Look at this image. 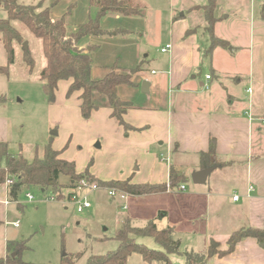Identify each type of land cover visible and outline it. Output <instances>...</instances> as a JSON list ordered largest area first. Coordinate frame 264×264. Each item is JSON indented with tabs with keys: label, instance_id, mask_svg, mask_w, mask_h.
Segmentation results:
<instances>
[{
	"label": "rangeland",
	"instance_id": "obj_1",
	"mask_svg": "<svg viewBox=\"0 0 264 264\" xmlns=\"http://www.w3.org/2000/svg\"><path fill=\"white\" fill-rule=\"evenodd\" d=\"M38 1L20 0L22 4H35ZM191 1L204 3L205 0ZM75 2L77 10L81 13L85 1L75 0ZM145 3L140 6L142 10L146 11L145 15L141 11L137 15L121 17L122 19L115 24L127 29L126 32L104 34L97 40L95 39L98 46L91 52L93 77L99 78L107 68L113 66L114 64L107 65L113 62L116 56L120 57L117 59H121L118 61V65L124 63L126 67L131 66L138 57L141 60V56H135L133 52L136 43H142V46L148 49L149 58L140 65L141 72L133 75L132 79L140 81L142 73L151 76V68L158 69L157 58L160 54V45L154 40L157 39V35L163 39L168 36L170 25L168 14L172 2L170 0H149L148 3ZM263 3L264 0H251L250 4L248 0H217L215 3V12L225 18L224 23L216 27L215 33L228 40L226 50L232 54L229 60L221 55L213 56V62L225 70L224 73L214 75L213 82L215 79L216 81L220 79L226 81L230 84L229 87L239 89L240 93L244 91L249 81L254 80V88L260 84L256 76L253 79L252 73L247 72V55L245 56V53L248 46L252 48L256 43L253 42V36L264 38ZM150 8L161 9L160 28L154 24L153 11L151 12V21L147 22ZM5 17L6 12L0 8V18ZM110 23L111 21H107L104 24ZM11 24L20 32L22 40L20 43H13L14 60L9 65L8 73L0 72V114L6 115L10 120L8 151L20 152L28 161H31L35 156H42L45 144L51 142L50 139H52L54 145H59L62 153H65L69 160L75 162L77 171H83L90 160L92 163L89 170L100 178L110 177L120 170L126 171L135 154L129 149L122 148L117 136L108 125L105 126L104 123L95 120L88 121L80 116L76 97L65 96L66 91L63 88L65 82H59L55 91V107L50 109L49 104L51 103L48 102L47 96L41 88L40 71L46 64L41 40L20 22L12 21ZM73 24L72 22L68 25L75 28V24ZM203 32L199 31L198 34L202 36ZM203 36L208 43V33L204 32ZM111 38L112 40L108 43ZM23 43L27 44L33 61L31 68L24 61ZM6 63V52L0 42V66H5ZM210 66L208 58L198 75L204 78L206 73L211 72ZM118 68L122 69L123 67ZM231 69H237L239 73L234 74ZM208 86H210L209 83ZM140 88L124 85L118 89V95L130 97L133 103H140L142 99L139 98L145 94L141 92ZM137 95L138 98H136ZM261 130L264 133V125ZM97 143L100 145L99 147L96 146ZM139 157L147 159L145 153L140 154ZM140 158L138 159L140 160ZM153 160L151 158L149 167L143 168L141 172H138V175L148 179ZM162 160L166 164L167 160ZM0 163L3 164L4 160H0ZM141 163L144 165V161ZM223 168L230 170L231 178H219L217 184L214 185L213 176L210 175L204 184H195L191 180V172L187 170V177H184L185 179L178 185L170 188L171 193L144 195L145 197L137 199L128 196L126 209L122 208L125 203L123 200L111 199L104 189L88 192L87 199L91 203V207L77 212L75 202L57 199L45 200L44 198L54 195L52 189L48 188L42 191L37 186L30 187L18 194L17 202L11 201L9 220H18V226L15 227L12 223L0 225V256H3L5 251V254L10 252L6 250L7 241L27 240V248L21 252L20 256L23 262L57 264L64 253L78 252L80 256L76 259L75 264H84L89 255L105 254L117 247L114 235L121 227L123 219L128 218L130 224L136 227L144 226L150 219H153L156 226L160 228L169 222L178 225L177 230L173 232L176 234L173 238L179 239V250L202 254L204 255L203 263L209 264L212 257L218 256L208 257V249L205 250L206 234L209 227L207 228L204 218L219 216L224 223L221 225L219 233L228 230L232 225L228 219L230 215H235L234 222H242L239 218L240 214H231L229 207L232 204L231 197L237 195H232V192L241 193L242 191L240 176L243 170L231 163L230 165L224 164ZM174 175L183 174L175 170ZM61 180L64 181L65 178L62 177ZM180 184L185 185L184 191L178 190ZM167 185H169V180ZM27 192L33 195L32 201L27 200L25 196ZM17 203L20 204V207ZM163 213H165L164 216L156 219V216ZM128 214L133 218L131 219ZM210 226L214 227L212 224ZM247 228L245 224H242L234 231L244 232ZM136 242L151 249L157 250L158 248L153 239L149 237H138ZM170 260L174 264H184V257L181 255H171ZM127 264L161 263L145 262L139 254L133 253L129 256Z\"/></svg>",
	"mask_w": 264,
	"mask_h": 264
},
{
	"label": "crops",
	"instance_id": "obj_2",
	"mask_svg": "<svg viewBox=\"0 0 264 264\" xmlns=\"http://www.w3.org/2000/svg\"><path fill=\"white\" fill-rule=\"evenodd\" d=\"M39 1H42L45 7L52 0ZM84 1V9L79 13L75 0H61L51 9V16L53 19L60 18L66 12L67 7L73 4V8L67 17V24L73 22L76 27L78 24L87 21L89 17H93L97 11L96 8L90 7L88 0ZM133 1L142 6L143 3H148L149 0ZM170 1L172 3H170L168 14V20L170 21L168 36L163 39L160 35H157L154 42L159 43L160 49L166 44H170L171 47L166 52L159 50L160 54L157 58L159 67L158 69L151 68V76L142 73L140 81L133 80L136 83V86H134L136 88H140L141 82L147 80L149 82V92L139 98L142 99L140 103H133L130 97L119 95V97L129 100L131 103L123 117L134 129L125 135L122 127L114 118L110 117V110L107 107L92 111L87 119L88 121L95 120L104 123L105 126L108 125L112 128L122 148L131 150L135 157L130 161L126 171L120 170L117 174L110 175V177L100 178L94 172H90L101 180L129 178L134 183L155 184L165 182L167 184L171 167L181 172L184 177H187V170L192 173L202 169L199 154L208 150L209 142L213 139L215 152L221 166L217 167L216 165V168L207 176L206 181L210 175L213 176L214 185L217 184L219 178H231L230 170L224 169V164L230 165L231 163L243 170L240 176L242 191L241 193L232 192V195L237 194L239 198L233 201L231 195L232 204L229 207L231 214H240L239 218L243 223L241 221V223L234 222L235 215H230L228 219L232 222V225L228 230L219 233L221 225L224 224L220 217L208 216L204 218L207 228L209 227L206 234L205 250L208 249L210 241L217 242L220 249H225L230 233L242 224H245L246 227L264 230V133L261 130L264 124L260 121V118L264 116V38L253 36V42L256 43L252 48L248 46L247 54L245 53V56L247 55V72L252 73L253 79L256 76L260 84L257 83V88H254V80L249 81L247 87L240 93L239 89L229 87L230 84L226 81L221 79L216 81L215 79L213 82L214 75L217 76L225 72L224 69L219 68L213 62V56L217 54L229 60L232 52L226 50L227 46H217L208 52L209 42L207 43V39L203 36V33H208V31L204 11L201 8L206 0L204 3H195L191 0ZM248 1L250 4L251 0ZM152 11L154 12V24L160 28L161 9L150 8L147 22L151 21ZM142 14L145 15L146 11L142 10ZM215 15L218 20L214 24V33L216 27L224 23L225 20L221 14L215 12ZM80 16L82 17L80 18ZM121 17L125 16L119 14L105 15L101 19L102 28L108 32H126L127 29L115 25L122 19ZM107 21H111V23L105 25L104 23ZM72 28L74 27L68 25L70 31H72ZM199 31H204L201 33L202 36L198 34ZM215 35L228 42L224 37L216 33ZM97 38L85 37L80 41V45L86 48L91 47L92 52L98 46L96 43ZM111 40L112 38L108 40V43ZM133 52L135 56H141L142 59L139 60L138 57L131 66L126 67L124 63L118 65V61H121V59H117L120 57L116 56L113 62L110 61L111 63L107 66L114 64L117 67L126 69L142 65L149 58V51L142 46V43H136ZM208 58L211 72L208 73L210 78L206 79L207 73L204 78L198 74L201 73L202 67L208 61ZM231 72L234 74L239 73L237 69H233ZM61 81L65 82L63 88L66 91L68 81ZM78 95L79 92H75L71 96L76 97L79 110ZM136 98H138V95ZM49 107L50 109L54 108L55 102L49 104ZM50 140L52 148L60 150V146L54 145V141ZM0 142L5 143L8 149L10 120L2 114H0ZM61 153L60 157L68 159L65 153ZM144 153L147 156L146 160L139 157L140 154ZM151 158L154 160L150 168L149 178L138 175V172H141L143 168L149 167ZM162 159L167 160L166 164L163 163ZM143 161L144 165L141 163ZM135 165L137 167H134ZM249 185L254 188V191L250 193L247 192ZM171 192V189L167 188L166 191L160 193ZM145 196H131V198L137 199ZM10 214L11 201L8 198L7 186L5 183H0V225L18 221H10ZM130 218L132 219L133 216H130ZM210 224L214 227H211ZM162 226L161 228L173 227V232L178 228V225L171 222L166 223V226L164 224ZM174 235L176 234L173 233ZM175 239L178 238L175 237ZM209 261V264H264V242H258L255 237H243L236 243L231 253L222 258L212 257Z\"/></svg>",
	"mask_w": 264,
	"mask_h": 264
},
{
	"label": "trees",
	"instance_id": "obj_3",
	"mask_svg": "<svg viewBox=\"0 0 264 264\" xmlns=\"http://www.w3.org/2000/svg\"><path fill=\"white\" fill-rule=\"evenodd\" d=\"M61 0H52L49 5L43 6L42 1L35 4H22L19 0H0V8L6 12L5 18H0V42L6 52L7 63L0 66V72L7 74L9 65L14 60L13 43H20L22 36L20 32L11 24L18 21L37 38L41 40L43 55L46 64L40 71L41 88L47 96L48 102L55 100V91L58 82L68 81L65 96L69 97L75 92H79V111L83 119H88L92 111L101 106L110 110V117L114 118L122 127L124 134L134 128L124 120L126 110L131 106L129 100L122 99L118 95V89L127 85L134 87L132 77L140 71V65L119 69L113 65L107 68L103 75L95 78L92 75L91 47L86 48L80 45V41L85 37H99L104 34H114L108 32L101 26V19L107 14H119L132 16L140 14L142 8L133 0H88L90 7L97 9L93 17H89L84 23L78 24L74 30L68 29L67 17L73 4L67 7L66 12L58 19H53L51 9ZM216 0H206L201 6L204 11L206 29L209 35L210 52L213 48L226 47L227 42L214 33V24L218 20L215 15ZM264 13V3L263 10ZM24 61L31 68L33 63L30 53L24 50ZM210 76V75H209ZM62 149L55 150L51 143L44 146L41 157L35 156L28 161L20 152H8L5 143L0 142V183L7 184L8 198L17 202L18 194L25 189L37 186L42 191L50 188L54 192L57 200L68 198L81 179L89 182H96L101 187L120 189L130 196H143L166 191L179 184L185 178L183 175H174V169L169 170V185L166 183H134L129 178L123 180H101L93 175L88 163L87 167L77 172L75 162L60 157ZM200 167L212 165L221 166L215 152L214 140H210L208 150L201 152ZM65 178L64 181L61 178ZM20 207V204L17 203ZM162 214L156 216V219ZM163 215H165L163 213ZM173 227L158 228L153 219L148 220L144 226L136 227L130 224L128 218L123 219L122 225L117 229L114 239L117 247L105 254H91L86 258L84 264H127L129 256L133 253L139 254L145 262H159L161 264H174L170 260L171 255H181L184 257V264H204V255L194 251L179 250V239L173 238ZM255 237L259 242H264V230L248 227L244 232L234 231L227 240L225 249L218 248L219 244L210 241L207 255H217L222 257L231 253L236 243L243 237ZM138 237H149L157 244V250L148 248L142 243L136 242ZM27 240L7 241L6 253L0 257V264H29L21 260V252L27 248ZM218 248V249H216ZM179 251V253H178ZM80 253H64L57 264H75Z\"/></svg>",
	"mask_w": 264,
	"mask_h": 264
},
{
	"label": "built area",
	"instance_id": "obj_4",
	"mask_svg": "<svg viewBox=\"0 0 264 264\" xmlns=\"http://www.w3.org/2000/svg\"><path fill=\"white\" fill-rule=\"evenodd\" d=\"M171 47L170 44H166L165 46H163L160 51L161 52H166L169 50V48ZM153 72V71H152ZM206 79H209L210 76L207 74L205 76ZM249 91V90H248ZM260 121L262 124H264V116L262 118H260ZM9 180L5 181V184H9ZM97 189H104L107 193V195L111 198V199H115L118 198L120 200H123V202H125L123 204V208L126 209L127 208V204H126V200L128 198V196H130L128 193H126L123 190L120 189H115V188H110V187H101L100 185H98L96 182H89L86 179H81L77 184L75 189L73 190V192H71L70 196L68 198H64V201H68V202H75L76 204V211L77 212H82L84 209L91 207V203L88 201L87 199V193L93 190H97ZM178 190L179 191H184L185 190V185L184 184H180L178 186ZM254 191V188L252 185L248 186L247 192L250 193ZM25 196L27 198L28 201H32L33 195L29 192L25 193ZM239 196L238 195H233L232 196V200L236 201L238 200ZM45 200H55V196L51 195L49 197L44 198ZM19 224V221H15L12 222V225L17 227Z\"/></svg>",
	"mask_w": 264,
	"mask_h": 264
},
{
	"label": "water",
	"instance_id": "obj_5",
	"mask_svg": "<svg viewBox=\"0 0 264 264\" xmlns=\"http://www.w3.org/2000/svg\"><path fill=\"white\" fill-rule=\"evenodd\" d=\"M23 46L25 50H27V44L23 43ZM148 87H149V82L147 80H143L141 82V88H140L141 92L147 94L149 92ZM96 146L99 147L100 145L97 143ZM214 168H216V165L204 167L200 170H196L192 172L191 173L192 182L195 184H204L206 182L207 176Z\"/></svg>",
	"mask_w": 264,
	"mask_h": 264
}]
</instances>
